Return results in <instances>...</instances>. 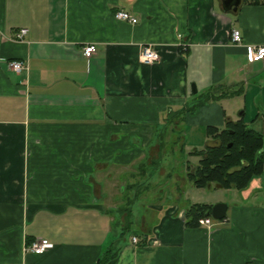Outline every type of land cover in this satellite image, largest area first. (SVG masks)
I'll return each instance as SVG.
<instances>
[{
  "label": "crops",
  "instance_id": "0c3cea01",
  "mask_svg": "<svg viewBox=\"0 0 264 264\" xmlns=\"http://www.w3.org/2000/svg\"><path fill=\"white\" fill-rule=\"evenodd\" d=\"M223 1L0 0V264H97L110 248L107 264H264V173L205 202L180 184L172 205L150 204L120 232L108 202L110 170L154 164L166 135L180 134L170 143L196 158L174 181L185 184L200 160L191 152L212 142L208 125L243 118L264 134V59L251 62L246 48L264 45V0L228 12ZM146 44L158 61L141 60ZM20 59L27 70L9 68ZM216 86L242 92L186 112ZM218 202L224 219L187 224L192 203ZM37 238L53 246L26 252Z\"/></svg>",
  "mask_w": 264,
  "mask_h": 264
},
{
  "label": "trees",
  "instance_id": "16d2710c",
  "mask_svg": "<svg viewBox=\"0 0 264 264\" xmlns=\"http://www.w3.org/2000/svg\"><path fill=\"white\" fill-rule=\"evenodd\" d=\"M241 92V88H210L201 101L188 104L186 112L193 113L197 107L211 99L233 97ZM206 132L212 142L203 149L191 152L200 156L198 164L193 168L189 167L187 173L194 186L208 188L214 185L215 188H235L241 191L264 173L263 132L247 125L243 118L227 120L223 128L208 125ZM212 207L213 205L208 203H192L186 211L187 224L198 225L199 219L210 214ZM128 221L130 226L131 221ZM117 253L115 248L108 249L97 264H107Z\"/></svg>",
  "mask_w": 264,
  "mask_h": 264
},
{
  "label": "rangeland",
  "instance_id": "374dc122",
  "mask_svg": "<svg viewBox=\"0 0 264 264\" xmlns=\"http://www.w3.org/2000/svg\"><path fill=\"white\" fill-rule=\"evenodd\" d=\"M182 129H184V126H182ZM200 136H202V134H200ZM166 137L168 138L166 144L163 145L164 149H161L160 152H154L153 158L156 159L155 163L148 164L147 167H144L146 170L145 174L143 172V165L135 166L126 171L110 170L112 171L111 176L114 177H108L111 179L108 186L110 187L111 193V195H109L110 197H108V202L114 206L116 205L115 209L121 211H112L114 216L118 219V223H112V227L116 231L120 232L125 228L124 225L129 223L128 220L135 222L144 208L152 203L172 205V198L178 195L177 190H179L180 184L183 185L182 189H185L191 198L199 202L211 201L223 196H227V198L231 197L230 192L226 193L219 188L210 190L209 188L197 189L198 187L196 186L192 187L189 179H187L185 184L183 182L181 183V181L179 184H175L174 181L179 180L180 177L184 175V170L186 169L185 164L188 159L193 160L194 163H197V161L195 157H188L189 155L187 152L180 150V147H175L170 143L171 140L181 137L180 134L176 133L173 136L166 135ZM149 158H151V154ZM168 175H170L171 178H168ZM121 184L125 187L123 193H120V195L114 194ZM130 211L131 215H129ZM133 228L134 226L132 229ZM131 232L132 230H128L125 235L128 237Z\"/></svg>",
  "mask_w": 264,
  "mask_h": 264
},
{
  "label": "built area",
  "instance_id": "2783aa9c",
  "mask_svg": "<svg viewBox=\"0 0 264 264\" xmlns=\"http://www.w3.org/2000/svg\"><path fill=\"white\" fill-rule=\"evenodd\" d=\"M115 18L119 20H126L134 24L139 22L137 16H134L127 10L118 9L114 13ZM27 29L23 28L18 33V37L22 38ZM231 39L233 43L242 44L244 42L242 33L239 29L233 28L231 33ZM247 54L251 62L261 61L264 59V45H247ZM97 50L95 43H88L83 47L84 55L90 58ZM140 58L145 63H153L160 59L158 50L152 44H146L142 47ZM10 69L16 72H24L28 69V64L24 60H11L8 63ZM214 223L212 217H202L199 219V224L207 227H211ZM133 241L137 242V236H133ZM53 244L46 238H37L26 246V252L42 254L48 251Z\"/></svg>",
  "mask_w": 264,
  "mask_h": 264
},
{
  "label": "water",
  "instance_id": "95a60500",
  "mask_svg": "<svg viewBox=\"0 0 264 264\" xmlns=\"http://www.w3.org/2000/svg\"><path fill=\"white\" fill-rule=\"evenodd\" d=\"M242 0H224L223 5L224 9L228 12L230 10L236 11L240 6ZM194 92H197V88L193 85ZM229 120V119H228ZM228 210V204L225 202H218L213 205L210 214L208 213L207 216L211 215L216 220H222L225 218L226 213Z\"/></svg>",
  "mask_w": 264,
  "mask_h": 264
}]
</instances>
